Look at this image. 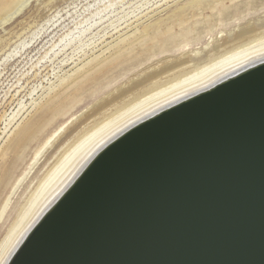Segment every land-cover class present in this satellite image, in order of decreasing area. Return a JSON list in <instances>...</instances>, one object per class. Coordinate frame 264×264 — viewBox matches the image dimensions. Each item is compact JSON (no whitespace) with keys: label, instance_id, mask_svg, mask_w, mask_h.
<instances>
[{"label":"water","instance_id":"95a60500","mask_svg":"<svg viewBox=\"0 0 264 264\" xmlns=\"http://www.w3.org/2000/svg\"><path fill=\"white\" fill-rule=\"evenodd\" d=\"M7 264H264V61L110 141Z\"/></svg>","mask_w":264,"mask_h":264},{"label":"rangeland","instance_id":"374dc122","mask_svg":"<svg viewBox=\"0 0 264 264\" xmlns=\"http://www.w3.org/2000/svg\"><path fill=\"white\" fill-rule=\"evenodd\" d=\"M17 1L0 0V212L12 195L0 221V241L31 190L89 116L127 100L188 59L202 61L225 41L234 44L240 36L264 30V0H27L14 13ZM140 36L144 38L130 44ZM120 48L123 53L115 60L78 88L73 86V95L56 106L48 103L57 93L68 94L65 86L72 79ZM83 111L30 169L44 140Z\"/></svg>","mask_w":264,"mask_h":264},{"label":"bare ground","instance_id":"6f19581e","mask_svg":"<svg viewBox=\"0 0 264 264\" xmlns=\"http://www.w3.org/2000/svg\"><path fill=\"white\" fill-rule=\"evenodd\" d=\"M26 1L27 0H18L14 13H18V10L24 6ZM14 13L11 11L8 16L1 18V21L7 20ZM1 24L3 23L1 22ZM242 37L243 36L236 38V40L240 38L241 41L234 44H231L234 41L230 44H228V41H225L222 48L217 52L209 54L208 57L202 61L192 63V58L188 59L185 62L186 64L180 66V68L176 69L171 74L165 77L155 78L149 86H146L127 100L120 102L115 101L116 103L111 106H106L105 108L102 106V110L89 116L87 121H84L85 123L83 125L80 124L81 128L78 130L77 134L63 146L54 162L46 170L38 184L31 190L25 202L19 207L13 222L0 241V264L8 263L15 250L47 209L74 181L95 154L110 141L130 127L159 111L198 92L206 90L248 67L264 61V30L255 29L250 35ZM143 38L144 36L137 37L131 41L130 44L132 45L134 42L136 43V41L142 40ZM122 41H124V38ZM25 45L26 43L23 42L22 46L25 47ZM122 51L123 48H120L115 51L113 56H109L110 58L107 60L91 64L89 67L87 66L89 63L85 64L88 67L86 71L78 78L72 79V81L65 86V90H68L69 93L63 97L60 93H57L48 103L51 104L54 102V105H52L56 106L63 102L67 95H73L74 90L71 89L73 86L78 88L80 83L93 77L97 71L103 68L104 64L111 60L113 61ZM85 65L83 67H86ZM43 107L44 106H41L40 108ZM23 109L24 107L21 106L17 113H14L13 120ZM83 115H85V112L78 115L73 114L69 122L61 124L54 133L50 134V136L44 140L42 145L35 151V158L30 165V169L40 161L41 156L53 146L65 131L73 126ZM47 124L48 123H45L44 127L47 126ZM40 127L41 126H38L34 132L37 129L39 130ZM23 177L17 180L19 181L17 187L24 180ZM15 190L16 189H14V191ZM11 196L12 195H9L2 205L0 221L5 217Z\"/></svg>","mask_w":264,"mask_h":264}]
</instances>
